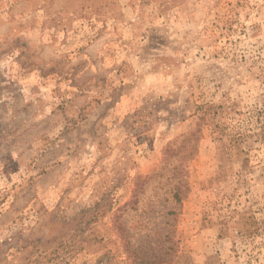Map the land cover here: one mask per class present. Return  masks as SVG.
Segmentation results:
<instances>
[{
  "label": "rangeland",
  "instance_id": "1",
  "mask_svg": "<svg viewBox=\"0 0 264 264\" xmlns=\"http://www.w3.org/2000/svg\"><path fill=\"white\" fill-rule=\"evenodd\" d=\"M0 264H264V0H0Z\"/></svg>",
  "mask_w": 264,
  "mask_h": 264
},
{
  "label": "trees",
  "instance_id": "2",
  "mask_svg": "<svg viewBox=\"0 0 264 264\" xmlns=\"http://www.w3.org/2000/svg\"><path fill=\"white\" fill-rule=\"evenodd\" d=\"M158 174H159V172H158ZM155 177H156V175L152 176V177H148L147 179H144V180H142V182L138 183V187H137V190L135 191L134 198H133L134 200L130 204H127L126 206H124L122 209L119 210L120 216H116L115 223L117 224L116 226L118 228L122 227L121 221H122V217L123 216L121 217V214L126 212L128 210V208H130L131 211L133 210L135 212H137L139 210V208L141 206V203L148 196V195L141 196L142 188H143V186H145L147 184V181L152 180ZM158 178L163 180L162 179L163 178L162 175H158ZM161 184H162V182L160 181L158 183V185L160 186ZM164 186L165 187H172L171 190H169V191L167 190V192L171 196V206L169 207L171 210L165 217L167 219V218H170V217L175 216L176 214H178V212H179V210L181 208L183 197L186 194L187 183H185L184 179L180 178V174L179 173H173L172 172L171 176L166 179ZM158 194L159 193H157V191H156V193H154V197H153L154 200H155L153 205L155 207L157 205H160V202H159L160 198L155 199L156 196H158ZM161 262H162V260L159 261V263H161Z\"/></svg>",
  "mask_w": 264,
  "mask_h": 264
}]
</instances>
